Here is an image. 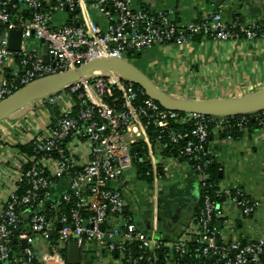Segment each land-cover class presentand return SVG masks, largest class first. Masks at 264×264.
I'll return each mask as SVG.
<instances>
[{
  "label": "built area",
  "instance_id": "1",
  "mask_svg": "<svg viewBox=\"0 0 264 264\" xmlns=\"http://www.w3.org/2000/svg\"><path fill=\"white\" fill-rule=\"evenodd\" d=\"M11 30L21 31L16 51L8 48ZM196 36L262 39L264 22L235 17L227 23L220 11L177 22L171 7L152 12L133 7L132 0H0V101L94 58L134 64L130 59L143 50L186 44ZM4 120L18 129L14 145L20 147L14 149L17 172L0 209V264H65L63 250L70 243L83 257L92 245L94 254L114 253L126 264H258L264 258V236L244 243L223 239L216 225L219 206L229 204L245 220L258 202L238 185L227 189L214 182L207 147L212 133L231 139L252 131L250 121L264 127V109L226 116L177 111L120 77L89 76ZM160 147L184 159L199 177L194 229L168 243L137 227L120 187L138 163L145 177H160ZM35 239L47 250L38 254Z\"/></svg>",
  "mask_w": 264,
  "mask_h": 264
},
{
  "label": "crops",
  "instance_id": "2",
  "mask_svg": "<svg viewBox=\"0 0 264 264\" xmlns=\"http://www.w3.org/2000/svg\"><path fill=\"white\" fill-rule=\"evenodd\" d=\"M132 4L152 12L171 7L177 22L211 11H220L227 23L235 17L264 22V0H132ZM134 58L139 61L138 69L159 88L188 99L230 100L264 87V38L214 40L196 36L186 44L151 47ZM13 128L12 122L0 121V209L17 172L14 149L20 145H14L18 129ZM207 147L210 159L218 165V183L227 189L238 185L258 202L255 214L245 220L229 204L219 206L216 225L223 239L243 243L264 236V127L231 139L212 133ZM155 159L160 177L142 176L140 168L133 167L125 172L120 187L126 210L137 227L145 233H159L161 241L168 243L194 229L200 206L199 177L184 159L161 147L155 149ZM148 187L154 189L151 203L143 198ZM33 245L38 254L47 250L40 239ZM87 248L84 264H126L117 254H94L92 245ZM165 264L177 263L171 259ZM258 264H264V258Z\"/></svg>",
  "mask_w": 264,
  "mask_h": 264
},
{
  "label": "water",
  "instance_id": "3",
  "mask_svg": "<svg viewBox=\"0 0 264 264\" xmlns=\"http://www.w3.org/2000/svg\"><path fill=\"white\" fill-rule=\"evenodd\" d=\"M21 42V31L11 30L8 37V48L13 51L19 50ZM42 52L44 53V61L46 62V45L42 46ZM89 76L120 77L140 87L146 96L155 100L162 107L177 111L226 116L264 109V87L247 95L230 100H222L226 101L227 104L226 106H219L214 104L218 100H194L167 93L154 84L134 64L115 57H100L91 59L74 69L38 79L6 97L0 101V121L14 117L23 109L31 107L34 100L66 88L70 84ZM100 228H103L102 224ZM57 229H60V224L57 225ZM153 235L155 238H160L159 233H154ZM168 237L166 236L165 239H168ZM20 245L22 248H25L27 246L26 239H21ZM63 251L65 252V264H81L84 254L77 244L70 243Z\"/></svg>",
  "mask_w": 264,
  "mask_h": 264
},
{
  "label": "trees",
  "instance_id": "4",
  "mask_svg": "<svg viewBox=\"0 0 264 264\" xmlns=\"http://www.w3.org/2000/svg\"><path fill=\"white\" fill-rule=\"evenodd\" d=\"M118 106H120L121 107V105L120 104H118ZM250 127L252 128V130L253 129H255V128H257V124L254 122V121H250ZM237 133V132H236ZM237 135H238V137H240L241 136V134H239V133H237ZM22 149H24L23 147H21ZM141 163H138V167L139 168H141ZM209 172H210V174H211V177H212V179L214 180V182H218V165L215 163V161H213L212 159L210 160V163H209ZM141 170V173H142V176L144 175L143 174V171H142V169H140ZM198 213V212H197ZM13 243V245H14V247H16L17 248V243L16 242H12ZM166 262L165 261H163L162 259H160L159 261H158V263L157 264H165Z\"/></svg>",
  "mask_w": 264,
  "mask_h": 264
},
{
  "label": "rangeland",
  "instance_id": "5",
  "mask_svg": "<svg viewBox=\"0 0 264 264\" xmlns=\"http://www.w3.org/2000/svg\"><path fill=\"white\" fill-rule=\"evenodd\" d=\"M132 62H134V65L137 67V68H139V61L138 60H136L134 57H132L131 59H130ZM21 121H22V124L23 125H26V123H25V121L23 120V119H21ZM144 193H145V195H143V198H145L146 200H147V202L149 203H151L152 202V195H153V193H154V189L152 188V187H148V190L147 191H144ZM165 194L163 195V199L162 200H164V198H165Z\"/></svg>",
  "mask_w": 264,
  "mask_h": 264
},
{
  "label": "bare ground",
  "instance_id": "6",
  "mask_svg": "<svg viewBox=\"0 0 264 264\" xmlns=\"http://www.w3.org/2000/svg\"><path fill=\"white\" fill-rule=\"evenodd\" d=\"M214 104L219 105V106H226L227 102L222 101V100H218V101H215Z\"/></svg>",
  "mask_w": 264,
  "mask_h": 264
}]
</instances>
